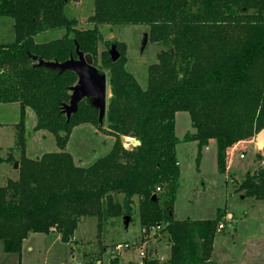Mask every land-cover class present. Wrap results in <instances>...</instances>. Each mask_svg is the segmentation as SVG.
<instances>
[{"label":"trees","instance_id":"1","mask_svg":"<svg viewBox=\"0 0 264 264\" xmlns=\"http://www.w3.org/2000/svg\"><path fill=\"white\" fill-rule=\"evenodd\" d=\"M68 1L0 0V15L11 17L15 28L14 41L0 43V102L19 101L21 107L15 145L0 156L19 161L18 179L0 186L4 250L21 254L31 233L54 229L69 242L88 216L97 217L99 236L108 220L132 215L137 198L139 224L166 223L162 232L170 244L166 259L150 258L145 264H217L212 252L221 209L214 218L174 217L181 177L175 113L187 111L192 119L194 131L184 140L198 142L196 168L212 139L223 173L229 146L238 142L230 149L233 159L240 146L254 140L264 145V0H93L92 26L86 28L65 13ZM101 24L148 25L150 40L163 47L142 85L126 67L124 43L105 41L101 62L110 70L111 87L105 117L115 141L103 156L82 166L67 151L68 139L79 124L101 126L99 109L85 97L67 121L63 103L78 74L39 65L34 56L66 61L78 57V45L96 66ZM50 29L65 33L37 41L35 36ZM113 45L120 53L117 60L110 53ZM27 107L36 113V129L54 133L57 150L27 156ZM123 136L141 143L126 146ZM17 149L19 159L13 155ZM240 187L245 196L264 200V168L247 172ZM121 194L123 199H117Z\"/></svg>","mask_w":264,"mask_h":264},{"label":"rangeland","instance_id":"2","mask_svg":"<svg viewBox=\"0 0 264 264\" xmlns=\"http://www.w3.org/2000/svg\"><path fill=\"white\" fill-rule=\"evenodd\" d=\"M93 10V0H69L65 6V13L68 16L77 17L80 20L81 28L92 26L88 17L92 14ZM99 27L104 38L98 44L96 66H98L100 70L106 72L110 79V70L101 62L100 52L107 48V44H105L106 40L121 41L125 46L124 52L127 59V69L137 76L142 85H146L147 67L157 60V51L163 47V45L150 40L149 26L145 24H101ZM14 33L15 28L13 19L6 15H0L1 41L13 42L15 39ZM64 33L65 31L62 29H50L35 37L39 42H43L60 38ZM90 58H92V56H90ZM108 87L107 100L110 98L111 90L109 80ZM88 98L92 99L91 97ZM88 100L89 99H86L85 102ZM33 112L34 114L29 116V120L26 123L28 125L27 141L29 144L35 143L34 147L31 148V157H34L35 154L40 156L45 152L58 149L53 132L46 129H39L41 131L37 133L33 132V123L34 121L37 122L36 113L34 110ZM34 116H36V119ZM175 120V132L180 141L177 152L181 162L180 171H182V176L180 178L181 190L174 205L178 219L214 218L217 216L219 209H221L224 216L225 211H227L225 208L226 206L236 217L240 218L246 211L257 206L259 201H264L261 199L256 200V198L248 196L249 194L245 196V192H247L246 189L240 187L241 181L248 171L256 172L259 168H264V163H261L262 159H264V145L257 146L255 144H250L247 145L244 150L236 151L235 154L237 155L234 157L232 164L234 170L226 166L229 172L226 170V173H223L218 169L217 143H211L210 149L209 147L207 150L205 147L202 149L206 151L207 155L202 163L200 171L199 168H196L197 142L193 140H184V135L188 131H193L192 119H190L189 112L180 111L176 113ZM108 124L109 122H107L104 116L101 126L91 122H85L73 128L66 149L72 153L77 164L82 166L89 165L97 158L103 156V154L112 147L115 139L109 134ZM127 137L131 136L122 137L124 143L126 146H131V138ZM258 143L260 142L257 141V144ZM0 145H2V147H0V156L6 157L9 151L7 147L14 146L13 133L11 130L0 129ZM242 152L246 154V158H242ZM17 154L20 153L15 150L13 155L16 159H18ZM17 161L10 163L15 167ZM10 163L0 161V186L6 182L8 176L13 175L12 173L14 170ZM228 166H230V164ZM15 169H19V163L18 167ZM159 191L162 195L163 190ZM162 196L161 198L163 199ZM116 197L122 200L123 194L116 195ZM135 200L136 203L133 206L134 212L132 215L108 220L99 236L97 235L98 225L96 216H88L82 221H79L73 238L67 243L60 239L57 232L53 234L39 232L34 234L31 237V243L36 246V249L30 252L25 251L23 254L24 257L20 260L11 257L15 256V254L11 253L10 255L9 252L4 251L0 241V264H62L63 262L66 264H90L93 258L102 255L104 249H112L118 242H123L124 240L135 242V247L133 249L123 250L120 257H122L123 260H128V263H135L137 248H139L138 246L140 245L138 201L137 198ZM223 216L221 220L225 222V227L220 229L222 231L217 235V256L226 260L229 253V249L226 248V245L232 241L236 243L231 247V250L234 249V255H232L234 258L229 260L226 264H264V239H259L256 236H260L264 226L258 228V231L253 233V230L250 229L254 228H246L241 222L232 225L227 218L224 219ZM233 227H235L234 230ZM230 232H233L232 236ZM251 234L254 239H259L255 240H257L256 243H260V245L253 246L252 244H248L243 247V236ZM159 235L160 238L158 240H153L151 245L154 247L156 255L160 257V260H163L164 255H166L165 253L167 252L168 254L169 252V241L167 240L168 233L162 232L159 233ZM106 255L107 253L105 257Z\"/></svg>","mask_w":264,"mask_h":264},{"label":"crops","instance_id":"3","mask_svg":"<svg viewBox=\"0 0 264 264\" xmlns=\"http://www.w3.org/2000/svg\"><path fill=\"white\" fill-rule=\"evenodd\" d=\"M12 21V20H11ZM10 23V22H9ZM13 24H14V21H13ZM14 36H15V33H14ZM38 36V35H37ZM36 36V37H37ZM35 37V38H36ZM38 41V40H37ZM6 42H8V41H1V39H0V43H6ZM44 42V41H43ZM33 110L34 109H32L31 107H27L26 108V120H25V124L27 123V121L29 120V116L30 115H33L34 114V112H33ZM178 112H180V111H177L176 113H178ZM176 113H175V116H176ZM20 114H21V107H20V102L19 101H16V102H9V103H3V102H0V129H6V130H11L12 131V133H13V140L15 141V134H16V130H17V127H16V123L19 121V119H20ZM34 118L36 119V116H34ZM191 119V118H190ZM36 122L34 121V123H33V132H40L41 130H39V129H36L35 128V124ZM192 128H193V131H194V127H193V125H192ZM175 130H176V123H175ZM27 133H28V125L26 124V141H27V138H28V135H27ZM176 133V132H175ZM129 138V137H128ZM131 138V137H130ZM133 138V137H132ZM246 139V138H245ZM241 140H243V139H241ZM184 141V140H183ZM193 141H196V140H193ZM197 142V141H196ZM240 142V141H239ZM180 143V141L177 143V151H178V144ZM211 143H216V140H214V139H212L211 141H210V143L208 144V145H206L205 146V148H206V150L208 149V147H209V149H210V144ZM236 143H238V142H236ZM235 143V144H236ZM235 144H233L232 146H229L228 148H227V153H228V155H227V161H226V165H227V167L228 168H232L233 166H232V164H233V159H234V157L237 155V154H235L234 155V157H233V159L231 158V152H230V149L231 148H233L234 146H235ZM250 144H255V145H259V146H262L260 143H258L257 144V142H256V140H254L252 143H250ZM249 144V145H250ZM14 145H15V142H14ZM34 145H35V143L33 144H29L28 143V141H27V145H26V154H27V156H29V157H31L30 156V153H31V148H33L34 147ZM197 145H198V142H197ZM247 146V145H246ZM246 146H240V148H238L236 151H241V150H244V148L246 147ZM0 147H2V145H0ZM10 147H12V146H8L7 147V149L8 148H10ZM17 151H19L18 149H17ZM203 151V150H202ZM235 151V152H236ZM206 153V151L204 150L203 151V153L201 152V154H202V157H201V162H200V165H199V170L201 171V168H202V163H203V161H204V159L206 158V155H207V153ZM215 152H216V150H215ZM19 153H20V151H19ZM105 154V153H104ZM177 154H178V152H177ZM248 154H250V153H248ZM4 156V155H3ZM38 156V154H35L34 155V157H37ZM34 157H31V158H34ZM247 156H246V154H245V156H242V158H246ZM17 158L19 159L20 158V154H17ZM15 159H16V157H15ZM231 160V161H230ZM0 161H2V160H0ZM3 161H5V162H8V161H6V160H3ZM178 162H179V165L181 164V162H180V159H179V154H178ZM10 163V162H9ZM12 163V162H11ZM10 163V164H11ZM230 164V166H228ZM254 164V163H253ZM12 165V167H13V170H14V172L12 173L13 175L12 176H8L7 177V179L8 178H13V179H18V175H19V169H15V167L13 166V164H11ZM181 167V166H180ZM251 168V167H250ZM233 169V168H232ZM226 170H227V168H226ZM234 170V169H233ZM251 170V169H250ZM236 171V170H235ZM227 172H229V170H227ZM249 172V171H248ZM226 173V172H225ZM181 176H182V171H181ZM181 178V177H180ZM6 179V180H7ZM180 186H181V181H180V184H179V187H178V192H177V196L179 195V193H180ZM177 196H176V199H175V202H176V200H177ZM175 202H174V205H175ZM258 205V207L257 206H255V207H252V209H250V210H248V211H246V213L244 214V215H242L240 218H238V217H236V215L234 214V213H232L231 212V210H229L228 209V207L226 206L225 208H226V210L227 211H225V215L223 216V218L225 219V218H227V220L229 221V223H231L232 225H234V224H238L239 222H241L243 225H244V227H246V228H250V227H252V228H254V229H250V230H253L252 232L254 233V232H257L258 230V228H261V227H263L264 226V201H259V203H257ZM175 210H176V208H174V217L175 218H177L178 219V217H177V214H176V212H175ZM191 219V218H190ZM82 221V220H81ZM221 222H223L222 220H220L219 221V223H221ZM223 223H225V222H223ZM234 228L235 227H233V230H234ZM220 231H222V230H220V229H218V231H217V233H216V235H215V242H214V248H213V252H212V256H213V258L217 261V264H226L229 260H231V259H233L234 257L232 256V255H234V249H232L231 250V247L234 245V244H236L235 242H232L231 240V242L230 243H228L227 245H226V248L227 249H229V253H228V257H227V259L225 260L224 258H222V257H219V256H217V254H216V243H217V241H218V239H217V235L219 234V232ZM239 231V230H238ZM54 232H57L58 233V235H59V237H60V239H61V234H60V232L57 230V229H54L53 231H51L50 233H47V234H53ZM38 232H36V233H31L25 240H24V242H23V249H22V251H21V254H18V253H13V254H15V256H11V257H13V258H15V259H21L22 257H24L23 256V254H24V252L26 251V252H30V251H34L35 249H36V246L33 244V243H31V237L34 235V234H37ZM39 233H42V232H39ZM232 233L233 232H230V235L232 236ZM259 239L261 238V239H264V227H263V230H261V234H260V236L259 235H256ZM75 238V237H74ZM233 238V237H232ZM258 238H255V239H257V240H259ZM242 239H244V244H243V247H245V245H248V244H252L253 246L254 245H260V243H256L257 242V240H255L254 239V237H252V234L251 235H247V236H243V238ZM168 240V239H167ZM1 243H2V241H1ZM65 243H67V242H65ZM169 243V242H168ZM2 245V244H1ZM239 245H241V244H239ZM170 247V244L168 245V248ZM3 249H4V245H3ZM5 251V250H4ZM10 253V255H11V253L12 252H9ZM104 253H105V249H104V252L102 253V255H104ZM165 254H167V252L165 253ZM164 259H166V255H164V257H163ZM93 262V261H92ZM245 262V261H244ZM243 262V263H244ZM64 263V262H63ZM62 263V264H63ZM30 264V263H29ZM91 264V263H90Z\"/></svg>","mask_w":264,"mask_h":264},{"label":"water","instance_id":"4","mask_svg":"<svg viewBox=\"0 0 264 264\" xmlns=\"http://www.w3.org/2000/svg\"><path fill=\"white\" fill-rule=\"evenodd\" d=\"M76 53L78 57L72 55L66 61L58 60H45L43 57L35 55L34 58L38 60L37 64L45 66L47 68L56 69L60 72L66 71V69L75 71L78 74V80L75 84L69 88L71 90V96L67 103H63V110L66 113L67 121L70 119L72 113L79 110V103L85 97H91V102L99 109V121L102 122L108 102V75L106 72H102L92 63L91 54L84 53L76 46ZM110 53L114 60H117L120 53L116 50L115 45L112 46ZM130 143L134 146L141 143L139 138H131ZM18 161L15 163V168L18 167ZM128 216V215H127ZM84 218H82L83 220Z\"/></svg>","mask_w":264,"mask_h":264},{"label":"built area","instance_id":"5","mask_svg":"<svg viewBox=\"0 0 264 264\" xmlns=\"http://www.w3.org/2000/svg\"><path fill=\"white\" fill-rule=\"evenodd\" d=\"M241 156H245V153L242 152ZM261 163H264V159H262ZM157 189L162 190L160 186H157ZM165 224L166 223L164 222H157L151 226L140 224V245L138 246L139 248H137V258L135 264H145V260L150 258L160 259V257L156 255V251L151 244L153 243V240L160 238L159 233H162V229L165 227ZM224 227L225 223L221 222L218 224V229H222ZM134 244L135 242L126 240L118 242L114 248H106L104 255L93 258V262L91 264H128L129 261L123 260L120 255L125 249H133L135 247ZM106 253L107 255L105 257Z\"/></svg>","mask_w":264,"mask_h":264},{"label":"bare ground","instance_id":"6","mask_svg":"<svg viewBox=\"0 0 264 264\" xmlns=\"http://www.w3.org/2000/svg\"><path fill=\"white\" fill-rule=\"evenodd\" d=\"M128 138V137H127ZM130 138V137H129ZM132 138V137H131Z\"/></svg>","mask_w":264,"mask_h":264}]
</instances>
